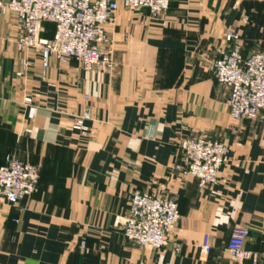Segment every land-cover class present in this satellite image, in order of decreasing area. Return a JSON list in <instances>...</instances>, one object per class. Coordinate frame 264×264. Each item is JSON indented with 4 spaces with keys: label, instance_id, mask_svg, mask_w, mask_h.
<instances>
[{
    "label": "crops",
    "instance_id": "1",
    "mask_svg": "<svg viewBox=\"0 0 264 264\" xmlns=\"http://www.w3.org/2000/svg\"><path fill=\"white\" fill-rule=\"evenodd\" d=\"M105 31L112 74L55 58L43 70L38 52L7 42L20 33L15 16H0V166L11 155L39 175L31 197L0 203V264H239L226 251L235 226L249 229L245 248L264 261V117L233 120L228 90L208 71L228 31L245 58L264 46V0H171L156 17L120 8ZM188 138L225 144L214 186L174 170ZM136 191L177 204L162 250L129 243L115 226Z\"/></svg>",
    "mask_w": 264,
    "mask_h": 264
},
{
    "label": "built area",
    "instance_id": "2",
    "mask_svg": "<svg viewBox=\"0 0 264 264\" xmlns=\"http://www.w3.org/2000/svg\"><path fill=\"white\" fill-rule=\"evenodd\" d=\"M171 0H0V16L13 14L20 26V33L12 42L20 53L35 51L40 54L41 67H48L50 58L59 63L75 61L86 72L98 70L112 74L115 68L113 51L105 25L122 8L146 9L153 17L169 10ZM54 26L52 38H42L43 24ZM225 46L208 67L215 81L228 90L225 100L233 120H256L264 117V46L249 57H243L240 35L228 31ZM28 70L22 63V76ZM88 100V96L83 97ZM29 103L30 99H25ZM90 119L85 110L75 121L81 129ZM181 166L174 170L188 175L199 187L214 186L221 167L227 162V148L220 141L206 138L183 139L178 144ZM39 175L35 166L22 163L8 155L0 166V203L15 205L36 192ZM179 220V211L173 198L157 196L150 192H134L129 199L127 213L116 219L115 226L129 243L146 250L159 251L171 239ZM248 228L235 226L226 243V251L235 263L264 264L257 254L247 250ZM181 246L174 244L179 253ZM210 250L205 236L201 251Z\"/></svg>",
    "mask_w": 264,
    "mask_h": 264
},
{
    "label": "trees",
    "instance_id": "3",
    "mask_svg": "<svg viewBox=\"0 0 264 264\" xmlns=\"http://www.w3.org/2000/svg\"><path fill=\"white\" fill-rule=\"evenodd\" d=\"M43 27H45L46 31H51V30L54 29V26L52 24H50V23H44Z\"/></svg>",
    "mask_w": 264,
    "mask_h": 264
},
{
    "label": "rangeland",
    "instance_id": "4",
    "mask_svg": "<svg viewBox=\"0 0 264 264\" xmlns=\"http://www.w3.org/2000/svg\"><path fill=\"white\" fill-rule=\"evenodd\" d=\"M36 167V166H35ZM37 168V167H36Z\"/></svg>",
    "mask_w": 264,
    "mask_h": 264
}]
</instances>
